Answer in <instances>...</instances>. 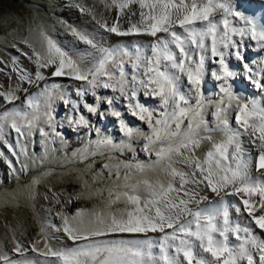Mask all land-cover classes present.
<instances>
[{"label": "snow or ice", "instance_id": "obj_1", "mask_svg": "<svg viewBox=\"0 0 264 264\" xmlns=\"http://www.w3.org/2000/svg\"><path fill=\"white\" fill-rule=\"evenodd\" d=\"M132 5L139 9V20L123 29L120 16ZM74 6L81 13L91 15L104 32L156 39L148 49L135 45L134 51H130L124 45L106 47L94 36L71 28V34L93 50L81 53L66 49L36 26L30 29V38L21 41L32 50V55L17 49L33 61L36 71L29 72L16 56L10 64L0 60L17 74L19 81L16 88L0 91V97L5 105L13 104L20 99L19 85L48 79L45 75L48 69H52L51 77H67L87 85L76 89L79 103L65 100L77 111L82 103L88 113H98L103 99L97 95L99 87L119 92L128 101L126 107L131 115L144 122L148 132L130 127L121 119L120 111L113 109L111 114L119 120L126 137H143L144 151L154 155L155 160L151 164H106L105 168H115V179L107 187L93 188L84 180V193L90 198L99 197L100 204L63 216L62 230L75 246L53 248L48 225L42 222L41 239L31 244V251L44 258L41 264H264V240L252 227L231 218L232 209L239 215L247 213L250 223L264 233V174L253 175L254 166L256 172L264 169V98L245 96L234 90L232 81L238 73L227 59L234 56L241 61L246 79L264 97V59L254 70L242 51L246 38L264 48V22L237 10L233 0H111V4L105 3V8L114 7L118 13L111 25L97 19L92 8L81 3ZM232 18L241 22L240 25ZM206 61L217 65L211 70V75L220 82L215 101L209 100L204 91ZM126 64H131V75L125 71ZM182 79L187 81V92L182 91ZM59 87L55 83L46 85L39 93L27 95L23 108L0 111V144L21 163L22 171H27L28 165L20 160L21 155L27 154L20 138L31 135L41 118L56 134L51 101ZM23 91L26 93L27 89ZM140 91L158 100V107L141 103ZM89 94L96 98L95 105L84 99ZM107 103L111 106L112 99ZM209 106L214 107L213 127L206 118ZM70 123L89 125L83 114L70 119ZM6 129L17 134L15 145L8 139L10 131ZM39 131L42 136L49 135L42 127ZM214 133H220L218 140L214 139ZM244 137L256 147V156L245 149ZM204 141L210 142L211 147L201 158L196 151ZM95 143L97 148L120 150L109 138ZM0 158L15 174L13 161L2 149ZM155 170L165 179L148 177L147 173ZM41 181L42 177L37 176L28 185L30 198H35V189ZM201 186L219 197L218 203L200 208V202L207 199L201 196ZM84 193L74 198L80 199ZM225 197L237 200L232 202ZM257 211L261 214L256 215ZM156 232L163 233L159 241L137 238ZM230 235L239 243L231 244ZM13 251L23 257L26 250L16 243ZM0 264L35 262L13 260L0 249Z\"/></svg>", "mask_w": 264, "mask_h": 264}, {"label": "rangeland", "instance_id": "obj_2", "mask_svg": "<svg viewBox=\"0 0 264 264\" xmlns=\"http://www.w3.org/2000/svg\"><path fill=\"white\" fill-rule=\"evenodd\" d=\"M74 3H81L85 7L92 8L97 19L106 20L110 25L117 18L118 13L114 7L110 10L105 8V3L111 4V0H103V2L102 0H0V60L10 64L13 56L19 57V62L28 59V57L21 55L17 49L28 53L29 56L32 55V50L21 41L30 38V29L36 26L42 27L66 49L81 53L93 50L77 40L71 34V28L92 35L97 41L112 35L100 29L92 16L81 13L74 6ZM65 6L70 8V13L64 11ZM133 12H136L137 15L133 16ZM138 20L139 9L136 5L125 9L124 14L120 16V24L123 29H127L130 23H135ZM134 46L128 49L134 51ZM243 54L245 60L255 69L256 59L252 58L249 46L243 47ZM231 58L234 60L231 66L235 67L238 73L233 81L244 86L241 94L249 97L252 94H262L252 82L246 79L247 73L244 71L241 61L234 56H229L228 61H231ZM216 67L217 65L210 61L206 64L208 71L205 75L204 89L205 87L212 88L210 93L205 92L206 97L211 101H215L219 94L218 85L220 82L211 75V70ZM6 69L13 73L9 67ZM49 70L45 72V75L49 77L48 79L39 81L34 87L22 88L17 93L20 99L14 101L13 104L5 105L2 101L0 105L3 107H0V111L12 107L23 108L22 95L37 94L46 85H51L56 77H51ZM125 71L131 75V64L125 65ZM68 81L76 83L74 90L69 91L66 84H58L60 87L55 90L51 101L52 115L54 116L52 124L55 126L56 134L53 133V129L48 126L46 120L41 118L31 135L20 138V143L27 151L26 155L20 156V160L28 165L27 171L21 170V163H17L16 158L12 157L10 153L6 155H10L13 161L16 169L15 174L8 167L6 161L0 158V165L8 175L6 179H0V249L7 252L13 260L28 259L34 261L35 264H41L44 258L31 251V244L36 239H41L39 229L42 222L48 225V232L51 237L50 244L53 248L75 246L71 244L66 247L64 240L68 238L67 235L55 234L52 226L54 224L63 227L64 215L71 216L78 209H91L100 204L99 197L90 198L84 193L83 181L87 180L93 188L110 186L115 179V168H105L106 164L110 166L120 162L151 164L155 160L154 155L149 156L144 151L145 141L143 137L139 135H135L131 139L126 137L120 130L119 120L111 114L113 109L120 111L122 113L121 119L126 124L134 129H140L142 132H148L147 125L131 115L126 107L128 101L119 92L103 87L97 88V95L103 99L100 101L98 113L93 115L84 109L82 103L79 104L78 111L72 107L71 103H65V100L79 103L80 98L76 96V89L87 86L83 81L70 78ZM14 88L11 78L4 77L2 79L0 77V91H8ZM23 89H27V92L25 93ZM234 90L237 91L235 86ZM182 91L187 92V81L184 79H182ZM139 94L142 97L141 101L146 106L158 107V100L145 96L143 91H140ZM84 99L89 104H96V98L90 94L86 95ZM108 99L113 101L111 106L107 103ZM1 100H3L2 97ZM213 110L214 107L209 106L206 111V118L210 127L214 126ZM100 112H103V116L100 115ZM80 114L88 119L89 125L87 127L70 123V119L78 118ZM41 127L49 134L47 137L40 134L39 128ZM6 131L10 130L6 129ZM12 133L15 132L10 131L9 136ZM13 138L16 143V133ZM101 138L111 139L113 144L120 146V150L97 148L95 142ZM219 138L220 133H214V139L218 140ZM0 147H4V145L0 144ZM210 147V142H202L201 147L196 151V155L203 158ZM123 171L121 169V172ZM147 175L153 180L165 179L159 170L149 171ZM37 176L42 177V181L36 187L35 198L33 199L29 196L28 185ZM93 178H95V183H93ZM81 193L84 194L81 195L80 199L74 198ZM122 206L118 205V207ZM16 243L25 248L23 257L17 253L14 254L13 248ZM154 251L158 250L154 249Z\"/></svg>", "mask_w": 264, "mask_h": 264}, {"label": "bare ground", "instance_id": "obj_3", "mask_svg": "<svg viewBox=\"0 0 264 264\" xmlns=\"http://www.w3.org/2000/svg\"><path fill=\"white\" fill-rule=\"evenodd\" d=\"M233 3L235 5V7L237 8V10L239 11H242L244 12L245 15H249V16H253L258 22H264V0H233ZM261 5H259V4ZM110 4V3H109ZM70 8L65 6L64 7V11L65 12H69L70 13ZM217 18H219V14H217ZM234 20L235 23H237L238 25H240L241 22L239 21H236L235 18H232ZM128 28V27H127ZM178 31H182V30H179L177 29ZM160 35H163V34H160ZM156 38L154 37H151V36H147V35H130V36H116L114 34H112L111 36H109L108 38H101L99 39L98 41L100 43H102L104 46L106 47H114V46H117V45H124L126 46L127 48L133 46V45H141L143 48L145 49H148L150 48V45L151 43L155 40ZM234 39L236 40H240V37H235ZM244 46H249V49H250V54L253 56L252 58L253 59H256L255 62V69L254 70H257L258 67L260 66V61L262 59H264V48H260L254 41H251L250 39H245L243 41V47ZM242 51H243V48H242ZM231 62V63H230ZM234 62V60H232L231 58V61H229V65L230 67H232V63ZM209 61H206V64H208ZM20 64L25 68L27 69L29 72H32L34 73L36 71L35 68V65L33 63V61L31 59H24L23 61H20ZM233 70L236 71L235 67H232ZM0 69H2V71H0V77L2 79H4V77H11V80L14 84V87L16 88L17 85L19 84V81H18V78H17V74L15 72L11 73L10 71H8V69H6L5 67V64L4 63H0ZM52 69L49 70V72L51 73ZM10 79V78H9ZM54 81L52 82L55 83V84H66L68 86V90L72 91L74 90V87L76 86V83L75 82H71V81H68V78L67 77H56L55 79H53ZM68 81V82H67ZM36 84H20L19 86L22 88H31V87H34ZM233 85L235 86V88L237 89V91L239 93H242L243 90H244V86H241L237 81H233ZM212 88H208V87H205V92L206 93H210V90ZM24 94V93H23ZM27 94H24L22 95L23 97V101L25 100ZM251 97H254V98H264L262 97V94L260 95H253ZM138 98L139 100L141 101L142 100V97L140 96V94H138ZM3 100H1V97H0V103H2ZM141 103L144 104V102L141 101ZM233 125H235V122H234V119H233ZM14 135L15 133H12L8 139L10 140V142L15 145L16 143L14 142ZM245 139V144H244V147L245 149H247L249 152H251L253 154V156H256L257 155V149L256 147L248 142V138L247 137H244ZM258 143V142H257ZM0 149H2L5 154H9L7 149L4 148V147H0ZM8 157L10 158V155H8ZM11 159V158H10ZM177 167H184L183 165H177ZM185 171H188L187 168L184 169ZM6 171L3 170L2 166L0 165V179H6L8 177L7 173H5ZM261 174H264V169L261 170V172H256L255 171V166L253 168V175L254 176H257V175H261ZM179 185V182L177 180V186ZM186 187H193L192 185H188ZM201 196H206L207 199L205 200H202L199 204V207L200 208H206V207H209V206H212L216 203H218L219 201V197H217L215 194L211 193L210 191L206 190V189H203V186H201ZM225 199L229 200V201H232V202H236L237 198L236 197H225ZM191 207L195 208L197 207V205H191ZM264 211V210H262ZM256 215H260L261 212L260 211H257L255 213ZM231 218L234 222H238L240 223L241 225H248L250 227L253 228L255 234L262 240H264V233H262L258 228L255 227L254 224H251L250 223V218L247 217V213H243V215H239L235 212L234 209L231 210ZM53 232L55 234H65L62 230V226H57V225H54L53 224ZM59 229V230H58ZM166 232H171V229H166ZM66 235V234H65ZM163 233H159V232H156V233H148L147 236H139L137 238L139 239H152L154 241H159V239L162 237ZM243 235V234H241ZM230 243L231 244H238L239 241L235 240V238L233 236L230 235ZM64 244L66 247L70 246L71 244H73V242L71 240H69L68 238H65L64 240ZM16 245V244H15ZM25 249V248H23ZM15 254V252H14ZM16 255V254H15Z\"/></svg>", "mask_w": 264, "mask_h": 264}]
</instances>
